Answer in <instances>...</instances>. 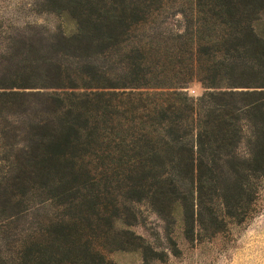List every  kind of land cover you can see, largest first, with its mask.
Masks as SVG:
<instances>
[{"label": "trees", "instance_id": "1", "mask_svg": "<svg viewBox=\"0 0 264 264\" xmlns=\"http://www.w3.org/2000/svg\"><path fill=\"white\" fill-rule=\"evenodd\" d=\"M242 1L190 0L192 22L186 30V42L175 46L178 57H167L161 45L154 49L139 39L153 10L164 0H70L58 4L65 25L58 45L82 53L93 48L129 49L128 79L133 83H113L107 73L89 66L75 74L49 65L41 76L48 81L45 86L35 88L17 82L0 86V101L15 106L23 102L28 89H38L30 96L37 98L41 113L28 131V151L21 158L28 170H19L15 176L11 207L20 214L29 190L35 195L54 193L74 212L87 213V203L94 204L95 209L102 207L104 195L115 186L106 182L102 190L90 194L88 187L76 184V180L80 170L105 169L125 170L117 184L129 197H151L177 211L179 200L172 196L177 186L169 188L164 180L166 170L176 167L190 170L192 183L197 186L199 197L185 213L190 220L195 218L194 209L205 208L208 199L222 208L218 212L210 209L214 218L244 222L253 211L251 205L259 192L257 181L264 178V93H224L230 98L225 108L219 115L211 113L214 118L203 125L194 122L192 101L181 92L194 79L207 88L219 89L230 85L225 84L227 81L250 79L258 73L254 68L239 72L218 58L232 40L238 39L246 40L264 63V11L258 8L264 0ZM241 5L250 9L242 11ZM195 13L199 16L196 23ZM230 24L235 26L232 32L224 29ZM248 36L252 40L248 41ZM128 88L136 92H119ZM237 101L245 105L246 119L259 137L250 143L248 157L232 170H215L220 161L228 162L226 157L238 160L243 131L239 123L243 118L235 113L233 103ZM191 135L196 137L194 142H185ZM51 173L65 178L58 181ZM76 227L70 220L60 221L51 225L50 233L54 241L61 242L78 233ZM49 261L29 253L21 264H62L58 259Z\"/></svg>", "mask_w": 264, "mask_h": 264}, {"label": "rangeland", "instance_id": "2", "mask_svg": "<svg viewBox=\"0 0 264 264\" xmlns=\"http://www.w3.org/2000/svg\"><path fill=\"white\" fill-rule=\"evenodd\" d=\"M69 1L0 0V86H12L16 82L35 88L45 86L48 81L41 76L49 65L75 74L86 71L88 66L93 67L99 73H107L113 83L132 86L133 82L128 79L131 75L129 49L96 51L93 48L82 53L58 45L65 26L58 4ZM189 2L164 0L156 11L153 10L149 24L139 32L143 44L154 49L161 45L167 57H178L175 46L180 47L186 42V30L192 22ZM258 8L264 11V4ZM239 9L243 11L250 7L241 5ZM196 19L199 16L195 13V23ZM234 27L230 24L224 29L232 32ZM245 27L248 34V24ZM249 40L252 37L248 36ZM246 42L232 40L218 58L239 72H251L254 68L258 72L255 77L227 81L225 84L230 85L219 89L207 88L194 79L181 90L192 101L194 122L204 125L214 118L211 113L219 115L230 100L223 96L224 93H264V63ZM19 76L26 80L19 81ZM37 91L28 89L27 96L17 106L0 101V264H21L29 253L48 261L51 259L49 263L58 259L62 264H264V178L257 181L259 192L251 205L253 211L242 223L231 219L224 222L218 216L214 218L210 209L218 212L222 208L210 204L208 199L205 208L194 209L195 218L190 220L185 213L187 208L190 212V205H194L199 197L197 186L192 183L190 170L176 167L166 170L168 174L164 180L169 188L177 186V192L172 194L179 200L177 211L160 205L151 197H129L117 184L121 183L125 170L98 169L80 170L76 184L87 186L88 192L94 194L97 189L102 190L106 182L112 183L115 188L108 189L109 195H104L105 199L101 200L102 207L95 209L94 204L87 203L84 209L87 213L74 212L54 193L46 191L35 195L36 192L29 190L19 214L11 207L14 179L19 170H28L21 158L28 151L25 141L31 122L41 114L36 105L37 98L30 96ZM123 91L136 92L131 88L119 90ZM233 104L237 108L235 113L243 118L239 123L243 131L238 160L226 157L228 162L220 161V167L215 170H232L235 164L248 157L250 143L259 137L253 124L246 119L245 105L241 101ZM195 139L191 135L184 141L194 142ZM51 176L58 181L65 178L56 173ZM69 220L77 224L78 233L61 242L54 241L51 225ZM59 246L62 250L57 249Z\"/></svg>", "mask_w": 264, "mask_h": 264}]
</instances>
